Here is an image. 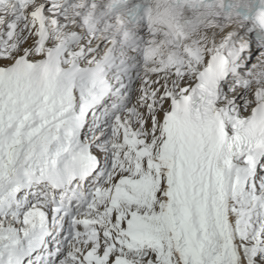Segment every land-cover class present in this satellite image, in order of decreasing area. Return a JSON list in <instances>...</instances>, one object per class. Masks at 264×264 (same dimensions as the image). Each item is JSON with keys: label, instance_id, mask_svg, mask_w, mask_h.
Returning <instances> with one entry per match:
<instances>
[{"label": "snow or ice", "instance_id": "1", "mask_svg": "<svg viewBox=\"0 0 264 264\" xmlns=\"http://www.w3.org/2000/svg\"><path fill=\"white\" fill-rule=\"evenodd\" d=\"M0 264H264V0H0Z\"/></svg>", "mask_w": 264, "mask_h": 264}]
</instances>
